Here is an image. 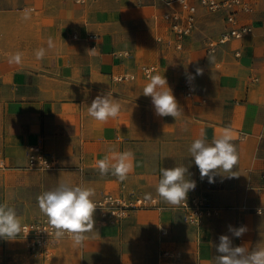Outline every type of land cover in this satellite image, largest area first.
Wrapping results in <instances>:
<instances>
[{
    "label": "crops",
    "instance_id": "0c3cea01",
    "mask_svg": "<svg viewBox=\"0 0 264 264\" xmlns=\"http://www.w3.org/2000/svg\"><path fill=\"white\" fill-rule=\"evenodd\" d=\"M62 2L0 0V50L8 51L0 58L2 202L14 208L22 224L44 217L38 197L67 183L93 189V200L108 192L134 193L157 198L164 209L135 212L121 222L105 221L94 212V228L85 233L83 245L63 240L48 259L29 254L19 234L12 241L0 238V264H160L161 253L169 249L182 252L176 264H216L221 235L229 236L233 246L264 247V214L254 212L264 208V0H249L253 11L240 15L253 33L212 57L205 54L204 45L226 31L223 14L200 9L197 29L176 50L164 15L182 9L168 0H94L75 9L73 20H67ZM40 4L47 9L43 15L24 19L21 12L30 6L35 11ZM145 9L155 13L160 31L154 39L148 31H136ZM50 16L53 24L43 21ZM90 34L101 39L95 51H89ZM40 48L45 56L38 60ZM17 52L21 62L9 63ZM182 52L187 55L179 59L202 55V74H196L197 68H171L177 62L174 54ZM171 56L172 61L166 59ZM145 65L156 66L154 75L166 77L181 109L176 119L157 116L151 97L143 95L148 80L140 68ZM122 75L136 79L114 81ZM187 75L194 76L192 98L185 96ZM108 91L119 101L120 114L98 122L89 116L88 107ZM225 128L233 135L238 162L232 173L217 174L209 183L207 177L201 179L188 149L201 134L210 143ZM31 146L49 154L53 168L28 169ZM126 151L134 153V161L125 180L111 172L100 175L98 159ZM177 166L186 167V177L196 183L187 198L195 191L205 193L221 212L218 217L197 228L189 226L182 211L158 195L160 169ZM230 174L237 176H225ZM229 225L247 231L237 238ZM162 229L169 235L162 236Z\"/></svg>",
    "mask_w": 264,
    "mask_h": 264
},
{
    "label": "clouds",
    "instance_id": "9594fccd",
    "mask_svg": "<svg viewBox=\"0 0 264 264\" xmlns=\"http://www.w3.org/2000/svg\"><path fill=\"white\" fill-rule=\"evenodd\" d=\"M28 18L30 17L26 10L24 19ZM48 47H54L51 38L48 41ZM89 51H95V49ZM35 56L38 60L43 59L45 49H38ZM13 62L17 64L21 62V53L17 52L10 57L9 63ZM196 74H202V69L197 68ZM188 79L192 80L194 76H189ZM143 95L151 97L157 116H171L176 119L181 115V109L166 77L149 74L148 82L143 88ZM120 109L119 101L113 98L111 91H108L105 94H98L93 99L88 107V114L94 120L103 123L109 118L118 117ZM232 140L233 135L230 129L225 128L210 143L206 141L203 134L191 143L188 151L194 159L201 179L207 177L209 183H214L217 174L232 173L238 162L237 150ZM133 161L134 153L131 151L113 152L110 156L106 155L103 159H98L95 166L100 175H107L111 172L112 175L123 181L133 170ZM160 173L161 178L156 187L158 195L173 206L186 202L189 191L196 187L195 181L186 177L188 169L183 166L162 168ZM94 194V190L91 188L61 183L54 190L46 191L38 197L40 211L47 217V223L54 230V237L57 241L67 234L73 240L74 246L83 245L86 238L85 233L94 228L93 214L97 208L92 199ZM262 212L264 209H258V213ZM23 230L27 232L26 228ZM21 231V221L14 208L7 204H0V238L12 241ZM229 231L239 238L247 231V228L245 226L233 228L229 225ZM49 234L53 235V233ZM216 252L218 253L215 256L216 264H264V247L249 250L245 246H233L232 240L227 235L219 237Z\"/></svg>",
    "mask_w": 264,
    "mask_h": 264
},
{
    "label": "built area",
    "instance_id": "2783aa9c",
    "mask_svg": "<svg viewBox=\"0 0 264 264\" xmlns=\"http://www.w3.org/2000/svg\"><path fill=\"white\" fill-rule=\"evenodd\" d=\"M94 0H74V3L80 7H85ZM169 5L177 4L182 12L173 11L164 15V19L169 24V29L173 36V44L176 50L183 48V42L186 38L192 36L197 29V15L200 9L210 14H223L227 24V29L217 38L207 40L204 45V51L207 56H215L220 49L232 41H241L253 33V27L249 23L240 20L241 14L251 13L253 11L249 0H168ZM74 38H76L74 36ZM87 40L91 43V48L97 50L100 45V36L90 34ZM237 56L239 54L237 53ZM157 67L154 65L141 66L140 74L143 78H149V74L154 75ZM119 83L131 82L136 79L135 75H122L113 78ZM185 96L192 98L194 94L193 80H184ZM27 167L30 170L46 171L53 168V162L46 152L39 146H31L27 152ZM0 168H4V159L0 155ZM262 185L260 191L264 196V174L261 175ZM97 208L95 212L105 221L121 222L135 212L141 211H162L164 207L157 198H145L137 196L134 193L128 195L123 193L108 192L93 200ZM177 208L184 215V222L192 227H200L205 220L213 219L219 216L218 211L210 205L208 199L194 192L192 196L182 202ZM258 209L254 210L256 215ZM249 209L245 208V211ZM22 231L19 237L23 241L24 247L32 256L48 259L52 257L58 243L70 239L66 234L57 241L54 237V230L47 223V217H41L21 224ZM27 229L25 232L23 229ZM47 232H46V231ZM49 233H53L50 235ZM162 236H168L166 229L161 230ZM182 258V252L175 249L165 250L161 253L160 264H176Z\"/></svg>",
    "mask_w": 264,
    "mask_h": 264
},
{
    "label": "rangeland",
    "instance_id": "374dc122",
    "mask_svg": "<svg viewBox=\"0 0 264 264\" xmlns=\"http://www.w3.org/2000/svg\"><path fill=\"white\" fill-rule=\"evenodd\" d=\"M61 1H63L62 4H61L62 6H64V5L67 6V8H66V12H67V17L66 18H67V20H73L74 19L73 18L74 17V10L75 9L76 10H80L82 8H80L79 6H73L72 3H71V0L70 1L69 0H61ZM31 7L32 6H30L27 9L28 10V15H29L30 18L33 17V16H35L36 18L37 17H40L41 15H43V13L45 11H47V9H45L44 7H42V5L39 6L38 9H36L35 11H32L31 10ZM145 10H146L145 11V15L142 14L144 17H141V19L138 20V24L136 26L137 27L136 28V31H138V32L148 31V32H150V35H151L149 38L150 39L151 38L154 39L156 35L158 36V33L157 32L160 31L159 30V27L155 23V21H156L154 19L155 18V13L153 11H152V13H149V10L148 9H145ZM25 12L26 11L21 12V14H22L23 17L25 16ZM136 12H137V10H136ZM54 19H55L54 17H51L50 16V18H46V19L44 18L43 21H45V22H47L49 24H53ZM21 36H24V35H21ZM23 42H24V40H23ZM153 43H155V41ZM0 54H1L0 55V58H2L3 56H6L8 54V51H6L5 53H2V50H0ZM174 55H177L176 56L177 62L171 68H187V67L200 68L201 65L203 64V61H204V59H203V57H202V55L200 53H197V54H194V55L192 54L193 58H190V59H188V57H189L190 54H188V56L185 57L184 59H179L181 56L187 55V53L184 54L182 52L181 54H174ZM174 58H175V56L174 57L171 56V57H167L166 59L172 61ZM187 76H189V75H187ZM110 189H111V187L109 186L105 190H110ZM202 195L206 197V194L205 193H202ZM208 202L210 203V205H212L211 204V201L209 199H208ZM0 204H3L2 199H1V177H0ZM218 213H219V215L221 214V212H219V211H218ZM36 218H38V217H36Z\"/></svg>",
    "mask_w": 264,
    "mask_h": 264
}]
</instances>
